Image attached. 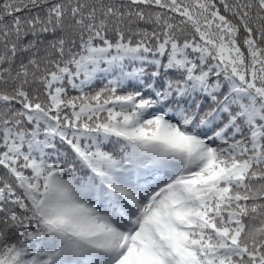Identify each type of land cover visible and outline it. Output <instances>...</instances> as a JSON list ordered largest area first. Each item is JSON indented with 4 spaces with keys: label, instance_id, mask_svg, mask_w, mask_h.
Listing matches in <instances>:
<instances>
[{
    "label": "snow or ice",
    "instance_id": "6c2138e0",
    "mask_svg": "<svg viewBox=\"0 0 264 264\" xmlns=\"http://www.w3.org/2000/svg\"><path fill=\"white\" fill-rule=\"evenodd\" d=\"M0 264H264V0H0Z\"/></svg>",
    "mask_w": 264,
    "mask_h": 264
}]
</instances>
